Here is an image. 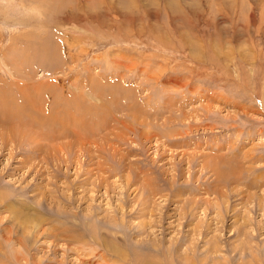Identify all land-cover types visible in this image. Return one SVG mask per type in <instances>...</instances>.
Here are the masks:
<instances>
[{"label": "rangeland", "instance_id": "1", "mask_svg": "<svg viewBox=\"0 0 264 264\" xmlns=\"http://www.w3.org/2000/svg\"><path fill=\"white\" fill-rule=\"evenodd\" d=\"M0 109V264H264V0H0Z\"/></svg>", "mask_w": 264, "mask_h": 264}, {"label": "bare ground", "instance_id": "2", "mask_svg": "<svg viewBox=\"0 0 264 264\" xmlns=\"http://www.w3.org/2000/svg\"><path fill=\"white\" fill-rule=\"evenodd\" d=\"M2 69V68H1ZM15 78V77H14ZM10 80V79H9ZM11 82V81H10ZM9 82V83H10ZM4 83V82H3ZM6 83V82H5ZM11 84H12V82H11ZM13 85V84H12ZM4 89H6V88H4ZM42 89V87H40V90ZM26 91H28L27 93H26V96H30L31 94H32V90L29 88L28 90H26ZM42 91V90H41ZM19 93H21L20 91H19ZM12 93H10V95H11ZM19 95V94H18ZM20 96V95H19ZM21 97V96H20ZM72 102V101H71ZM69 104H71L70 103V101L68 102ZM73 103V102H72ZM80 108H81V106H80ZM5 109V108H4ZM3 109V110H4ZM8 109H9V107H8ZM7 110V109H6ZM81 110V109H80ZM2 112V110L0 109V113ZM17 113H19V109H18V107H17ZM68 113V111H66V114ZM3 114V113H2ZM16 114V113H15ZM65 114V113H64ZM65 114V115H66ZM6 115V114H5ZM9 116H10V114H9ZM4 118V117H3ZM72 120V121H71ZM71 120H68V122L66 121L65 122V124L64 125H66L67 123H69V122H73L74 121V119H71ZM6 121V120H5ZM78 121V120H77ZM9 122V121H8ZM30 122H31V120H30ZM76 122V121H75ZM64 123V122H63ZM29 124H31L32 125V122L31 123H29ZM76 124V123H75ZM63 125V124H62ZM63 125V126H64ZM79 125V124H78ZM2 126V125H1ZM56 129H59V128H56ZM65 129V128H64ZM63 131V130H62ZM62 131H61V133H62ZM60 132V131H59ZM64 133V132H63ZM13 138V137H12ZM11 138V139H12ZM11 141V140H10ZM3 144H5V143H3ZM150 201V200H149ZM11 205V204H10ZM8 209H10V211L12 210V212H14V213H16L17 211H16V208H15V210H14V207L13 206H9V208ZM14 210V211H13ZM132 214V213H131ZM134 216V215H133ZM29 220V219H28ZM27 221V220H26ZM26 221H22V222H26ZM28 223V222H27ZM67 232V231H66ZM138 232V231H137ZM138 234V233H137ZM129 235V234H128ZM132 235V234H131ZM93 240V239H92ZM108 240V239H107ZM139 245H141V244H139ZM102 247L105 249V251L107 252V253H109V254H111L115 259L116 258H118L117 259V261L116 260H111V259H107V258H105V256H104V254L103 253H105V252H102L101 253V255L99 256V254H97L100 258L99 259H97V260H95L94 261V263H96V264H173L172 262H170V261H166L165 263L163 262V263H161L160 262V260H157V259H155L154 258V256H152L151 254H146L145 256H143V258H138V255L137 254H135V255H137L136 257L134 256V258L133 259H131V260H129V255H127L121 248H119L118 246H116L114 243H111V242H108V241H104L103 243H102ZM157 248V247H156ZM168 249V248H167ZM165 250V249H164ZM170 251H171V249H169ZM168 250V251H169ZM108 255V254H107ZM156 255H158L159 257L161 256V255H163V256H167V257H170V256H168V255H172V256H174V258L175 257H177V259H179V257L177 256V254H176V251H172L171 253H167L166 251H159V250H156ZM94 256V255H93ZM172 260H174V259H172ZM91 261V259L89 258V259H87V262L89 263ZM116 261V262H115ZM133 261V262H132ZM162 261V260H161ZM178 261V260H177ZM85 262H86V260L84 261V264H85ZM118 262H120V263H118ZM132 262V263H131ZM179 262V261H178ZM88 263H86V264H88ZM89 264H91V262L89 263ZM182 264H183V262H182ZM184 264H187V263H184Z\"/></svg>", "mask_w": 264, "mask_h": 264}]
</instances>
